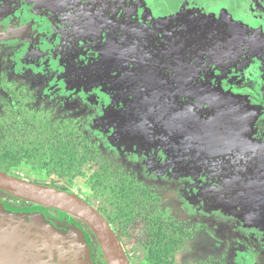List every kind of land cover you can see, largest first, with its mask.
Wrapping results in <instances>:
<instances>
[{"label":"rangeland","instance_id":"1","mask_svg":"<svg viewBox=\"0 0 264 264\" xmlns=\"http://www.w3.org/2000/svg\"><path fill=\"white\" fill-rule=\"evenodd\" d=\"M3 77L52 122L78 120L191 229L174 264H264V0H0V98ZM15 176L51 182L29 166ZM55 184L102 209L89 174ZM20 201L0 191V212L43 228L51 259L107 264L82 221ZM112 228L131 264H150L140 218Z\"/></svg>","mask_w":264,"mask_h":264},{"label":"trees","instance_id":"2","mask_svg":"<svg viewBox=\"0 0 264 264\" xmlns=\"http://www.w3.org/2000/svg\"><path fill=\"white\" fill-rule=\"evenodd\" d=\"M2 88L6 96L0 98V170L15 176L29 166L51 181L49 186L68 192V188L58 187L56 180L72 182L89 174L94 198L102 201L98 211L110 225L128 229L140 218L148 239V263L174 264L191 229L160 211L157 195L132 176L114 170L98 145L80 130L78 120L52 122L48 113L30 108L33 97L25 87L3 77Z\"/></svg>","mask_w":264,"mask_h":264},{"label":"water","instance_id":"3","mask_svg":"<svg viewBox=\"0 0 264 264\" xmlns=\"http://www.w3.org/2000/svg\"><path fill=\"white\" fill-rule=\"evenodd\" d=\"M0 191L18 200L60 210L79 219L97 239L107 264H131L119 236L108 220L83 197L49 185L33 183L1 170ZM41 229L36 227L34 230L26 222L0 212V264H60L57 255H54L56 261L50 258L42 238L46 236L40 232ZM48 232L46 239L53 254L66 253V248H59L66 239L60 240L55 236L57 242L52 244L53 239ZM80 262L90 264L83 255L77 256L75 264Z\"/></svg>","mask_w":264,"mask_h":264},{"label":"flooded vegetation","instance_id":"4","mask_svg":"<svg viewBox=\"0 0 264 264\" xmlns=\"http://www.w3.org/2000/svg\"><path fill=\"white\" fill-rule=\"evenodd\" d=\"M151 44V43H150ZM144 47V46H143ZM148 48H146V50H147ZM151 49V48H150ZM148 53H151V52H148ZM195 60V59H194ZM191 61H193V60H191ZM236 87H239L238 85L236 86ZM240 91H242V92H237V93H235V94H237L236 95V97L237 98H239L240 100H241V102L240 103H238V105L239 106H241V107H243L244 106V101H245V98H247V97H249L250 96V91L249 90H247L246 91V88L244 89L243 87H241L240 89H239ZM250 100H249V105L247 106V107H251V106H253V107H257V108H260V103H256V104H251L250 102H254L255 100H251V98H249ZM236 107H238L239 108V106H237V105H235ZM261 107H264V105H262ZM27 222V221H26ZM118 235V234H117ZM120 238V237H119ZM121 240V239H120ZM122 242V241H121ZM81 264H83L82 262H80ZM107 263V262H106Z\"/></svg>","mask_w":264,"mask_h":264}]
</instances>
